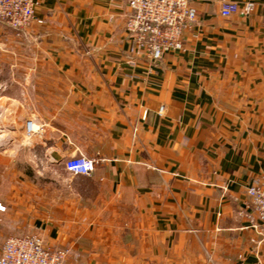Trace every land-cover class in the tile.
Here are the masks:
<instances>
[{
    "label": "crops",
    "instance_id": "0c3cea01",
    "mask_svg": "<svg viewBox=\"0 0 264 264\" xmlns=\"http://www.w3.org/2000/svg\"><path fill=\"white\" fill-rule=\"evenodd\" d=\"M0 25V255L38 235L65 264H264V0H195L186 50L132 57L128 0H38ZM164 106L163 113L160 108ZM36 131L27 133V121ZM99 159L71 174L76 155Z\"/></svg>",
    "mask_w": 264,
    "mask_h": 264
},
{
    "label": "built area",
    "instance_id": "2783aa9c",
    "mask_svg": "<svg viewBox=\"0 0 264 264\" xmlns=\"http://www.w3.org/2000/svg\"><path fill=\"white\" fill-rule=\"evenodd\" d=\"M195 0H128L131 8L126 19L129 33V52L132 57H145L152 61L163 59L171 53L186 50L185 33L198 18ZM38 0H0V25L6 24L23 30L38 19ZM253 1L239 3L223 1L221 14L225 17L237 13L251 14ZM164 106L160 108L163 113ZM27 133L36 131L35 123L27 121ZM99 159L76 155L65 161V169L71 174L92 173ZM251 205L264 222V177L247 188ZM1 208V206H0ZM68 251L52 248L38 235L12 236L6 239L0 255V264H65Z\"/></svg>",
    "mask_w": 264,
    "mask_h": 264
},
{
    "label": "rangeland",
    "instance_id": "374dc122",
    "mask_svg": "<svg viewBox=\"0 0 264 264\" xmlns=\"http://www.w3.org/2000/svg\"><path fill=\"white\" fill-rule=\"evenodd\" d=\"M0 137H1V125H0Z\"/></svg>",
    "mask_w": 264,
    "mask_h": 264
}]
</instances>
